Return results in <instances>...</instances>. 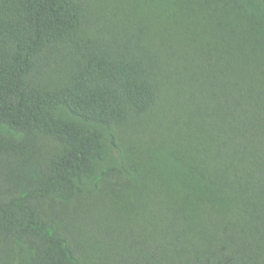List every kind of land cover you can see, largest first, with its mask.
I'll return each mask as SVG.
<instances>
[{
    "label": "trees",
    "instance_id": "trees-1",
    "mask_svg": "<svg viewBox=\"0 0 264 264\" xmlns=\"http://www.w3.org/2000/svg\"><path fill=\"white\" fill-rule=\"evenodd\" d=\"M0 264H264V0H0Z\"/></svg>",
    "mask_w": 264,
    "mask_h": 264
}]
</instances>
